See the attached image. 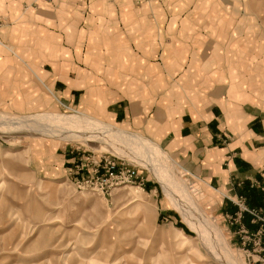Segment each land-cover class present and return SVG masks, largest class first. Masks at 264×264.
I'll list each match as a JSON object with an SVG mask.
<instances>
[{
    "label": "rangeland",
    "instance_id": "rangeland-1",
    "mask_svg": "<svg viewBox=\"0 0 264 264\" xmlns=\"http://www.w3.org/2000/svg\"><path fill=\"white\" fill-rule=\"evenodd\" d=\"M104 1L119 11L123 6L146 8L143 34L139 27L125 28L122 12L121 26L110 20L108 38L118 34L123 44L129 39L135 57L156 49L166 57V70L172 69L168 58H179L177 77L164 78L165 93L187 98L204 86L205 79L190 75L195 66L264 107V0ZM85 25L83 20L80 29ZM141 38L148 45L142 46ZM87 44L88 37L85 50ZM102 52L109 56L114 51L108 53L103 45ZM146 80L119 79L133 82L134 89ZM3 114L7 119L2 120ZM47 115L71 117L79 126L85 117L105 129L124 131L165 158L158 165L153 153L138 152L122 138L87 124L42 123ZM0 118V264H253L259 259L258 239L236 234L237 224L221 215L223 197L139 131L66 108L24 114L0 107ZM69 156L74 163L63 165ZM110 162L135 170L139 179L107 181L104 167ZM165 164L175 178L172 184H165ZM184 193L193 209L179 195ZM182 207L195 221L183 215Z\"/></svg>",
    "mask_w": 264,
    "mask_h": 264
},
{
    "label": "crops",
    "instance_id": "crops-1",
    "mask_svg": "<svg viewBox=\"0 0 264 264\" xmlns=\"http://www.w3.org/2000/svg\"><path fill=\"white\" fill-rule=\"evenodd\" d=\"M71 1L0 0V107L24 114L66 108L123 123L153 140L188 174L218 192L225 220L227 214L238 212L231 201L238 196L250 204L256 194L258 203L252 207H263L264 107L243 90L212 80L195 66L190 75L205 79L204 86L187 98L165 93L164 78L177 77L179 58H168L172 69L166 70V57L156 49L135 57L129 39L123 44L118 34L108 38L110 20L121 26L122 12L125 28L139 27L143 34L146 8L123 6L119 11L104 0H75L79 4L69 6ZM86 12L88 16L83 15ZM83 20L89 30L80 29ZM146 42L140 39L142 46ZM103 45L108 53L114 52L105 55ZM127 77L145 78L146 84L134 89L133 82L119 81ZM74 161L69 156L63 165ZM243 223L251 232L259 228L249 215Z\"/></svg>",
    "mask_w": 264,
    "mask_h": 264
},
{
    "label": "built area",
    "instance_id": "built-area-1",
    "mask_svg": "<svg viewBox=\"0 0 264 264\" xmlns=\"http://www.w3.org/2000/svg\"><path fill=\"white\" fill-rule=\"evenodd\" d=\"M54 0H34L35 4L40 2L52 3ZM100 167V166H98ZM105 168V177L107 181L115 182L116 181H137L139 179V174L135 170H132L129 167L120 168L119 165L115 162H110ZM99 169L95 170V174H98ZM264 191V187L261 188ZM264 200V197H263ZM238 208V212L235 215H226V219L230 223L237 224L239 226V233L244 234V237L251 239L255 237L258 239L256 245L260 248L259 259L254 261L253 264H264V206L263 207H251L247 199L244 196H238L235 200H231ZM249 215L251 217V222L259 226L256 232H251L243 223V219Z\"/></svg>",
    "mask_w": 264,
    "mask_h": 264
},
{
    "label": "bare ground",
    "instance_id": "bare-ground-1",
    "mask_svg": "<svg viewBox=\"0 0 264 264\" xmlns=\"http://www.w3.org/2000/svg\"><path fill=\"white\" fill-rule=\"evenodd\" d=\"M4 115V114H3ZM2 116V115H1ZM4 118L2 119V118H0V119H2V120H4V119H7V118H5V117H7V116H3ZM40 118V117H39ZM41 120H42V123H43V121H46V120H48L47 122H44V123H52V124H54V125H59V126H66V125H68V124H75V126L76 125H78L79 126V124H77V122L78 121H76L75 119H71V117H70V119L68 118H65V117H59V116H51V115H47V116H43V117H41L40 118ZM78 119V118H77ZM1 121V120H0ZM16 122H19V121H16ZM16 122H13L12 121V123H16ZM79 123H84L83 125H86L87 124V126L88 127H91L92 129H94V128H96L97 129V131H101V133H104V132H107L108 134H112L113 136H116V137H118V138H122V140L123 141H125L126 142V144L124 143V145H127V144H130V146H133L132 148H134V149H136L138 152H145V153H148V155L149 154H151V153H153V155H155L156 154V149L153 147V146H151L150 144H148L145 140H143V139H141V138H137V137H135V136H129V135H127L124 131H120V133H118V132H116V131H111V129H105V126H103V125H98V124H96V122L94 123V122H92L91 120H89L88 118H85L84 117V119L83 120H80L79 121ZM40 124V123H39ZM83 125H81V126H83ZM71 126H73V125H71ZM74 126V127H75ZM81 126H79V127H81ZM87 126H85V127H87ZM88 127L86 128V130L88 129ZM77 129V128H76ZM99 129V130H98ZM85 131V130H84ZM88 131H89V129H88ZM99 131V132H100ZM87 132V131H86ZM91 132V131H90ZM106 133V134H107ZM89 134V133H88ZM107 134V135H108ZM105 135V134H104ZM121 141V140H120ZM122 141V142H123ZM127 147V146H126ZM154 151V152H153ZM161 153V152H160ZM159 153V154H160ZM155 157L156 158H154V160H155V163L156 164H158L159 163V159H164L165 157L164 156H162V155H155ZM164 162V161H163ZM159 165V164H158ZM161 165V164H160ZM160 167V166H159ZM162 168V167H161ZM163 172H164V179L166 180V182H165V184H172V183H174V180H175V178H173L174 176L173 175H171V176H169L167 173L169 172V174H172V172L169 170V168H168V166L165 164V167H164V169H163ZM176 175V174H175ZM162 176H163V174H162ZM177 178V177H176ZM177 180V179H176ZM180 182V181H179ZM163 184H164V182H163ZM166 189V188H165ZM179 195H181L182 196V199H184L183 200V202H186L188 205H189V208H192V207H190V206H193L194 207V203H193V201L192 200H190L189 198H188V196H187V194H179ZM183 204V203H182ZM185 205V204H184ZM186 206V205H185ZM186 207H188V206H186ZM185 207V208H186ZM187 209L188 208H186V210L182 207V209L180 208V210L183 212V215L186 217H188V216H190L191 217V219H193L194 218V221H195V217H194V214H191V212H188L187 211ZM193 209V208H192ZM189 210V209H188ZM192 211V210H191ZM193 212V211H192ZM195 213V212H194ZM196 216V215H195ZM198 216H196V218H197ZM187 219V218H186ZM188 219H189V217H188ZM197 221V220H196ZM201 224H203V223H201ZM208 224V223H207ZM208 226L212 229V230H214V228H213V226L212 225H210V224H208ZM215 227V226H214ZM203 228H204V226H203ZM202 228V229H203ZM208 228V227H207ZM201 229V230H202ZM210 229V230H211ZM216 229V228H215ZM211 230V231H212ZM216 231H217V237H219V239L221 238V234H220V232H219V230H217L216 229ZM212 232H215V231H212ZM208 235V234H207ZM210 235V234H209ZM217 240V242H218V239H216ZM220 240H222V242H223V239H220ZM211 241V240H210ZM222 242H220V243H222ZM213 243V242H212ZM219 243V244H220ZM224 243V242H223ZM218 243L217 244H215V245H219ZM211 245H213V244H211ZM223 245V244H222ZM221 247V246H220ZM224 247L226 248L227 246L226 245H224ZM223 247V248H224Z\"/></svg>",
    "mask_w": 264,
    "mask_h": 264
},
{
    "label": "trees",
    "instance_id": "trees-1",
    "mask_svg": "<svg viewBox=\"0 0 264 264\" xmlns=\"http://www.w3.org/2000/svg\"><path fill=\"white\" fill-rule=\"evenodd\" d=\"M253 197V200H251L252 202L249 204L251 207L258 203V195L255 194Z\"/></svg>",
    "mask_w": 264,
    "mask_h": 264
}]
</instances>
